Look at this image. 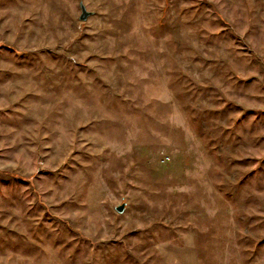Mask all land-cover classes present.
I'll list each match as a JSON object with an SVG mask.
<instances>
[{"label": "rangeland", "instance_id": "obj_1", "mask_svg": "<svg viewBox=\"0 0 264 264\" xmlns=\"http://www.w3.org/2000/svg\"><path fill=\"white\" fill-rule=\"evenodd\" d=\"M0 264H264V0H0Z\"/></svg>", "mask_w": 264, "mask_h": 264}, {"label": "water", "instance_id": "obj_2", "mask_svg": "<svg viewBox=\"0 0 264 264\" xmlns=\"http://www.w3.org/2000/svg\"><path fill=\"white\" fill-rule=\"evenodd\" d=\"M81 11H82V13H81V16H80V20H85L86 17L88 16V13L84 10V8H81ZM123 210H124V204H121V205H119V206H117L115 208V211L118 214H121L123 212Z\"/></svg>", "mask_w": 264, "mask_h": 264}]
</instances>
